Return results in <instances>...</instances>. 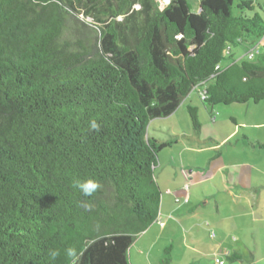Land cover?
<instances>
[{"label": "trees", "instance_id": "obj_1", "mask_svg": "<svg viewBox=\"0 0 264 264\" xmlns=\"http://www.w3.org/2000/svg\"><path fill=\"white\" fill-rule=\"evenodd\" d=\"M251 9L246 0H200L197 12L189 0H0V264H130V245L159 213L154 171L172 143L150 137L149 123L193 89L210 109L264 100V21ZM241 43L252 58L223 66ZM187 112L199 131L197 108ZM86 178L101 185L92 197L73 187ZM170 263L167 248L160 264Z\"/></svg>", "mask_w": 264, "mask_h": 264}, {"label": "crops", "instance_id": "obj_2", "mask_svg": "<svg viewBox=\"0 0 264 264\" xmlns=\"http://www.w3.org/2000/svg\"><path fill=\"white\" fill-rule=\"evenodd\" d=\"M214 108L209 130L181 133L179 151L158 161L159 213L130 264H160L167 248L170 264H264V100L229 105L234 125L218 127Z\"/></svg>", "mask_w": 264, "mask_h": 264}, {"label": "rangeland", "instance_id": "obj_3", "mask_svg": "<svg viewBox=\"0 0 264 264\" xmlns=\"http://www.w3.org/2000/svg\"><path fill=\"white\" fill-rule=\"evenodd\" d=\"M199 1L200 0H189V2L192 5V8L194 11H198V6H199ZM240 1V0H236ZM246 1H251L252 9L251 10H244V13L246 16H253L256 13L259 14L264 21V0H246ZM159 3V6L162 7L165 4V0H157ZM259 47V50H261V43L258 40H255ZM250 45L241 43L235 46H232L230 49V55L228 53L225 54V59L222 62V65L228 64L230 61L227 59L229 56L233 58L232 60H239L243 56L245 57V53H247L250 50ZM257 52L254 51V56H256ZM187 105H192L193 107H198L200 108V117L198 118L200 126L203 127L205 131L210 129V124H211V117H210V107L204 106L203 103L199 100V96L197 92L193 89L191 93L188 95L187 98L184 99L183 102H181L178 112H174V114H170L169 116L165 118H156L153 119L148 126L147 134L150 137H154L159 142H167L171 141L175 138H178V142L175 143L174 141H171L172 147H164L159 153H158V160H163L166 157V155L169 152L172 153H177L182 147V145L179 143L181 142L182 139L179 138L178 135L181 133L186 134L189 133L188 131H191L192 125L188 116L187 112ZM215 107V108H214ZM213 108L216 109L214 112V115L216 116L217 114V126L220 127L224 123H228L229 125H234V123L228 118V111L227 108L228 106L226 105H217L214 106ZM217 112V113H216ZM227 112V113H226ZM227 114V115H226ZM206 121L208 123H206ZM189 136V134H186Z\"/></svg>", "mask_w": 264, "mask_h": 264}, {"label": "clouds", "instance_id": "obj_4", "mask_svg": "<svg viewBox=\"0 0 264 264\" xmlns=\"http://www.w3.org/2000/svg\"><path fill=\"white\" fill-rule=\"evenodd\" d=\"M100 128L99 123L95 119L89 120V130L98 131ZM73 187L77 189L82 196L84 197H92L100 188L101 185L98 180L94 178H86V179H76L73 181ZM86 211H91L93 208V204L89 201L85 200L81 205ZM65 254L69 258H72L73 261L75 259V249L67 248L65 249ZM50 259L55 260L60 252L58 249H51L48 253Z\"/></svg>", "mask_w": 264, "mask_h": 264}, {"label": "built area", "instance_id": "obj_5", "mask_svg": "<svg viewBox=\"0 0 264 264\" xmlns=\"http://www.w3.org/2000/svg\"><path fill=\"white\" fill-rule=\"evenodd\" d=\"M165 2H167V0H165ZM253 50L254 49H252V50H250L249 52H248V55H247V58L248 59H251L252 58V56H253ZM213 235V233L211 232V236ZM219 263L220 264H223V262L222 261H219Z\"/></svg>", "mask_w": 264, "mask_h": 264}]
</instances>
